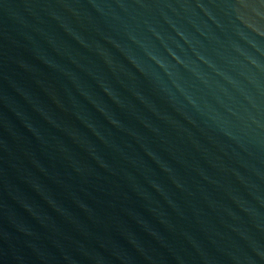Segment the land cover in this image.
<instances>
[{
  "label": "water",
  "instance_id": "1",
  "mask_svg": "<svg viewBox=\"0 0 264 264\" xmlns=\"http://www.w3.org/2000/svg\"><path fill=\"white\" fill-rule=\"evenodd\" d=\"M0 264H264V0H0Z\"/></svg>",
  "mask_w": 264,
  "mask_h": 264
}]
</instances>
